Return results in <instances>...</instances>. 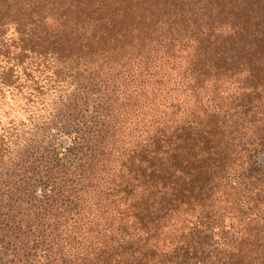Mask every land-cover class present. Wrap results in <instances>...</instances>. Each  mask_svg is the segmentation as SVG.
<instances>
[{
    "label": "trees",
    "instance_id": "obj_1",
    "mask_svg": "<svg viewBox=\"0 0 264 264\" xmlns=\"http://www.w3.org/2000/svg\"><path fill=\"white\" fill-rule=\"evenodd\" d=\"M0 264H264V0H0Z\"/></svg>",
    "mask_w": 264,
    "mask_h": 264
}]
</instances>
